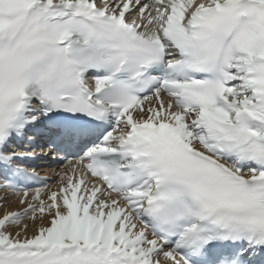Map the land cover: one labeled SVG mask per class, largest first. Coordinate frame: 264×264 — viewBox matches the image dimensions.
Returning a JSON list of instances; mask_svg holds the SVG:
<instances>
[{
    "label": "snow or ice",
    "instance_id": "6c2138e0",
    "mask_svg": "<svg viewBox=\"0 0 264 264\" xmlns=\"http://www.w3.org/2000/svg\"><path fill=\"white\" fill-rule=\"evenodd\" d=\"M0 191V264H264V0H0Z\"/></svg>",
    "mask_w": 264,
    "mask_h": 264
},
{
    "label": "bare ground",
    "instance_id": "6f19581e",
    "mask_svg": "<svg viewBox=\"0 0 264 264\" xmlns=\"http://www.w3.org/2000/svg\"><path fill=\"white\" fill-rule=\"evenodd\" d=\"M39 152V151H38ZM46 162V161H45ZM52 166L48 167H42L40 170H38L39 172H41L42 177H48L49 180H52L53 182H49V185L52 186L53 184H55V173L60 171V165L55 163V164H51ZM5 193L0 191V196H3ZM15 197L14 196H10L9 200H10V206L12 208L17 207V205L15 204ZM0 211H2V209H0ZM31 232V230H30Z\"/></svg>",
    "mask_w": 264,
    "mask_h": 264
}]
</instances>
